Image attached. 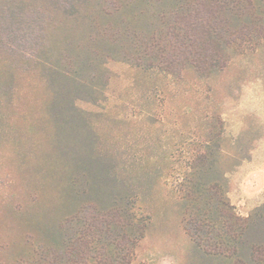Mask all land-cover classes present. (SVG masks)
Returning <instances> with one entry per match:
<instances>
[{
  "label": "trees",
  "instance_id": "1",
  "mask_svg": "<svg viewBox=\"0 0 264 264\" xmlns=\"http://www.w3.org/2000/svg\"><path fill=\"white\" fill-rule=\"evenodd\" d=\"M263 46L264 0H0V264H143L153 216L78 102L105 99L110 58L194 89ZM206 113L174 186L185 264H264V201L229 195L248 156Z\"/></svg>",
  "mask_w": 264,
  "mask_h": 264
},
{
  "label": "rangeland",
  "instance_id": "2",
  "mask_svg": "<svg viewBox=\"0 0 264 264\" xmlns=\"http://www.w3.org/2000/svg\"><path fill=\"white\" fill-rule=\"evenodd\" d=\"M108 66L114 75L105 99L78 104L92 112L118 175L153 216L139 261L185 264L191 245L180 225L174 186L179 159L209 106H216L225 120L230 153L248 156L228 172L237 212L247 215L264 201V46L236 58L211 87L178 86L162 72L111 58Z\"/></svg>",
  "mask_w": 264,
  "mask_h": 264
}]
</instances>
